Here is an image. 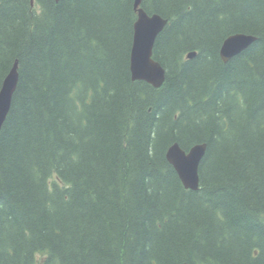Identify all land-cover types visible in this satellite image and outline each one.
Segmentation results:
<instances>
[{"label": "trees", "instance_id": "trees-1", "mask_svg": "<svg viewBox=\"0 0 264 264\" xmlns=\"http://www.w3.org/2000/svg\"><path fill=\"white\" fill-rule=\"evenodd\" d=\"M135 1L0 0V264H264V0H142L158 88L132 77ZM175 142L207 143L198 190Z\"/></svg>", "mask_w": 264, "mask_h": 264}, {"label": "water", "instance_id": "water-1", "mask_svg": "<svg viewBox=\"0 0 264 264\" xmlns=\"http://www.w3.org/2000/svg\"><path fill=\"white\" fill-rule=\"evenodd\" d=\"M60 1V0H56ZM142 0L135 1L138 18L134 25L131 50V71L134 80H144L154 87H160L166 78L164 66L153 57L158 35L168 23V19L158 13L149 14L142 6ZM257 37L243 32L229 35L223 42L220 55L227 62L248 48ZM197 52L188 53V58ZM19 63L16 60L5 77L0 89V132L11 110L13 97L19 83ZM207 151V143L193 145L188 151L178 142L167 150L166 157L178 172L184 185L192 190L200 187V163ZM189 264V263H182Z\"/></svg>", "mask_w": 264, "mask_h": 264}]
</instances>
